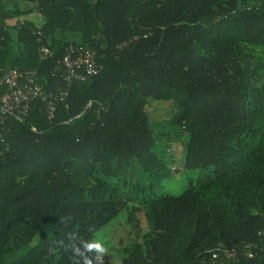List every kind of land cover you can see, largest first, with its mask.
I'll return each mask as SVG.
<instances>
[{
  "label": "trees",
  "instance_id": "1",
  "mask_svg": "<svg viewBox=\"0 0 264 264\" xmlns=\"http://www.w3.org/2000/svg\"><path fill=\"white\" fill-rule=\"evenodd\" d=\"M70 46L101 70L49 117ZM262 46L264 0H0V68L42 90L1 116L0 264H72L67 234L93 239L128 205L148 230L117 264H264Z\"/></svg>",
  "mask_w": 264,
  "mask_h": 264
},
{
  "label": "built area",
  "instance_id": "2",
  "mask_svg": "<svg viewBox=\"0 0 264 264\" xmlns=\"http://www.w3.org/2000/svg\"><path fill=\"white\" fill-rule=\"evenodd\" d=\"M124 46V44L118 45ZM42 51L46 52V49ZM97 53L90 48L70 46L63 59L60 61L63 86L56 93H50L43 99L46 103V112L50 116L56 103L64 101L72 85L97 75L101 65ZM0 87H5V92L0 97V136L3 131L2 118L4 114L23 116L28 112L30 103L41 96V86L38 84L35 71H4L0 68Z\"/></svg>",
  "mask_w": 264,
  "mask_h": 264
},
{
  "label": "rangeland",
  "instance_id": "3",
  "mask_svg": "<svg viewBox=\"0 0 264 264\" xmlns=\"http://www.w3.org/2000/svg\"><path fill=\"white\" fill-rule=\"evenodd\" d=\"M9 8L14 7V2H7ZM42 53H45L42 51ZM256 53L261 56L264 60V46L257 49ZM156 110L152 113L153 120L163 119L164 127L168 129L169 127L175 126V120H170L175 110L170 103H160L155 107ZM173 132H169L171 136ZM175 147L172 158L176 161L181 159L180 146ZM172 152L168 151L170 154ZM175 184L171 181H164V190L170 193L178 194L183 190V181L179 179ZM122 219H119L118 224L111 225L107 230L100 231L95 234V239H100L104 242L107 248V254L104 261L111 262L112 264H117L122 256V251L128 246V241L126 236L129 235L130 238L142 240L143 234L148 230V222L144 211L141 208L136 207V205H128L126 210H123L120 214Z\"/></svg>",
  "mask_w": 264,
  "mask_h": 264
},
{
  "label": "clouds",
  "instance_id": "4",
  "mask_svg": "<svg viewBox=\"0 0 264 264\" xmlns=\"http://www.w3.org/2000/svg\"><path fill=\"white\" fill-rule=\"evenodd\" d=\"M61 222L64 223V218H61ZM67 239L72 264H104L107 248L102 240L85 239L73 232L67 234Z\"/></svg>",
  "mask_w": 264,
  "mask_h": 264
}]
</instances>
